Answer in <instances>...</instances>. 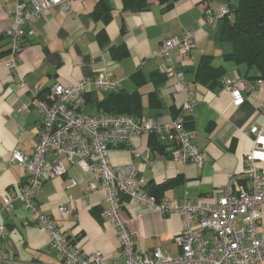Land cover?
Instances as JSON below:
<instances>
[{"label":"crops","instance_id":"obj_1","mask_svg":"<svg viewBox=\"0 0 264 264\" xmlns=\"http://www.w3.org/2000/svg\"><path fill=\"white\" fill-rule=\"evenodd\" d=\"M29 3L30 0H20ZM238 0H176L168 10L156 0H149L148 7L137 13L122 11L121 0H70V10L53 7L32 26V34L25 37V44L15 61V74L8 63L10 41L4 36L12 17L14 0H0V226L5 238L0 239V258L17 264H57V253L49 245L48 234L30 222L29 213L18 200L9 212L2 211V196L17 194L24 181L25 172L10 158L16 149L31 156L37 144V134L43 126V117L35 102L43 98L54 85L63 87L85 82L83 92L74 102V111L92 117L106 115L97 104L112 92L97 91L90 84L97 74H105L121 82L124 94L137 93L140 99L141 122L155 120L166 123L177 113L184 102V95L174 78L178 75L192 93L196 108L185 120V128L196 133V145L205 152L201 166L191 162L181 163L169 156V147L154 151L149 144L151 135L132 133L129 147L113 148L108 154L112 165L133 163L140 167L147 180L146 191L156 202L208 200L221 196V190L230 178L236 187L248 188L244 173L245 155L252 149L251 130L264 126V81L243 92L244 103L232 107L230 95L221 86L195 83L193 70L203 56H211L214 67L222 66V79L246 76L243 66H236L222 56L232 50L230 43L220 39L224 19L214 27L202 23L204 10L211 6L234 8ZM104 5L111 10L106 19ZM230 18V17H229ZM188 30L195 32V47L190 61L182 60L177 48L170 51L166 66L157 55L163 41L182 38ZM121 47L126 49V55ZM117 50V51H116ZM22 76L23 86L15 77ZM138 75L139 83L132 76ZM162 74L165 77L161 76ZM249 78L258 80V72L251 70ZM165 79V82L163 81ZM117 92V91H116ZM153 93L159 108L150 107ZM136 151L139 157H133ZM146 158L148 162L143 161ZM256 158L264 178V132ZM66 173L61 177L45 178L34 195L35 203L44 214L64 229L65 237L81 251L90 255L101 252L108 263L122 262L120 242L112 222L103 216L107 208L105 193L96 184L91 173L77 162L59 158ZM169 183L165 188L160 185ZM64 206L71 212L60 219L57 208ZM140 252L151 254L159 249L167 257L180 253L174 236L182 231V218L178 214L163 215L153 206L130 201L118 211ZM259 236L264 234V213L256 227Z\"/></svg>","mask_w":264,"mask_h":264},{"label":"built area","instance_id":"obj_2","mask_svg":"<svg viewBox=\"0 0 264 264\" xmlns=\"http://www.w3.org/2000/svg\"><path fill=\"white\" fill-rule=\"evenodd\" d=\"M60 7L70 10V0H30L29 3L14 0L10 12L12 20L4 31L10 41L11 60L8 67L15 74V61L25 44V37L32 34V26L42 15ZM229 13L227 6H208L203 13L202 23L214 27L217 20ZM195 47V32L188 30L182 38L163 41L157 55L164 65L170 63V51L177 48L182 60L190 61V52ZM174 78L185 99L178 114L166 123L155 120L137 121L127 116L102 115L92 117L77 113L74 102L83 92L85 82L63 87L54 85L35 105L43 117V126L37 134V144L31 156L27 157L14 149L10 158L24 170V181L17 194L5 193L2 196V211L9 212L14 200H18L29 213L30 222L43 229L49 237L50 247L57 253V264H264V234L256 233L257 224L264 213V178L256 158L264 126L251 130L252 149L245 155L244 173L248 188L236 187L235 179L230 178L221 190V196L189 203L187 201H161L146 191L147 180L141 175L140 167L127 163L112 165L108 154L111 149L129 147L132 133L153 135L159 142L169 147L172 160L181 163L191 162L201 166L206 154L196 145V133L185 128V120L196 108V101L184 82L172 71H163ZM23 86L22 76L15 77ZM262 80L248 81L243 78H225L221 82L223 91L230 95L232 107L244 103L243 92L253 90ZM97 91L116 92L121 82L105 74H97L90 83ZM133 157H139L132 151ZM64 156L70 163L91 173L96 184L105 193L107 217L117 230L120 242L119 256L122 262L108 263L101 252L90 255L72 244L64 235V229L46 216L34 201L45 178L61 177L66 173L59 158ZM143 161L148 162L146 158ZM138 202L153 206L163 215L178 214L182 218V231L173 241L180 253L175 257L165 256L159 249L151 254L140 252L119 216V209L128 202ZM60 219H66L71 212L64 206L57 208ZM5 238L4 227L0 226V239ZM0 264H17L0 258Z\"/></svg>","mask_w":264,"mask_h":264},{"label":"trees","instance_id":"obj_3","mask_svg":"<svg viewBox=\"0 0 264 264\" xmlns=\"http://www.w3.org/2000/svg\"><path fill=\"white\" fill-rule=\"evenodd\" d=\"M156 1L162 6V10L165 11L171 8L176 0ZM121 3L122 11L137 13L148 7L149 0H121ZM101 7V4H97L94 14L106 19V16L109 17L108 14L111 7L108 4L104 5L107 10L106 16L99 11ZM227 7L229 8V13L221 18L222 20L224 19V23L220 32V39L230 43L232 50L230 53L223 55L222 58L225 61L232 62L236 66L244 67L246 76L238 78L254 81V79L249 78L247 75L253 69L258 72L257 79L264 81V0H238L237 5L233 9L229 6ZM120 50H122V53L118 58L127 53L124 47H121ZM212 59L213 57L211 56L200 58L197 67L193 70L195 83L209 85L210 88L221 86L224 68L222 66L214 67L211 64ZM161 76L165 77L164 74ZM132 77L135 78L136 83H139L137 74H134ZM163 81L165 82V79ZM156 100L157 96L153 93L151 104H155ZM158 103L159 101L150 107L158 109L160 106ZM97 107L108 115L127 117L134 115L136 117V115L139 116L140 99L137 93L124 94L121 91H117L110 93L107 98L97 104ZM177 114L178 111L172 117H175ZM149 144L154 151L161 152L165 149L153 135L149 138ZM169 185L170 182H166L160 185L159 188L162 189Z\"/></svg>","mask_w":264,"mask_h":264}]
</instances>
